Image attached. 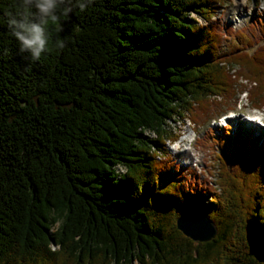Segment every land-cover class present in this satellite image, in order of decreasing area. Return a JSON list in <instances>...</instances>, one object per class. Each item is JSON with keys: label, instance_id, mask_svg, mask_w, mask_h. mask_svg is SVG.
<instances>
[{"label": "trees", "instance_id": "1", "mask_svg": "<svg viewBox=\"0 0 264 264\" xmlns=\"http://www.w3.org/2000/svg\"><path fill=\"white\" fill-rule=\"evenodd\" d=\"M225 1L57 0L33 61L7 25L19 0H0V264H264V146L229 129L198 140L228 156L213 188L164 147L168 121L198 125L242 82L264 108V8L223 31ZM186 213L214 238L184 236Z\"/></svg>", "mask_w": 264, "mask_h": 264}, {"label": "rangeland", "instance_id": "2", "mask_svg": "<svg viewBox=\"0 0 264 264\" xmlns=\"http://www.w3.org/2000/svg\"><path fill=\"white\" fill-rule=\"evenodd\" d=\"M224 7L225 9L222 10V8ZM263 8H264V0H257V2L255 0H228V1H225L221 5V8H219L216 11V13H214L213 15L214 17L212 16V18L215 19L216 16L218 17L219 13L222 10L223 14L221 13L220 16H223V18H226L230 21H235V25H238L241 23L242 26H240L239 28L241 29V27L245 28L249 25V23L251 24V21H250L251 19H249V16L252 17L253 13L254 15L261 13ZM190 17L193 18L194 21L199 25L205 23V21L197 13H192ZM245 22H247L248 25H246ZM235 30H236V27H235ZM260 45H264V40L260 42ZM229 73L232 74V72H229ZM244 83L245 82H242V86L241 85L237 86V89L235 85L233 89L234 99L236 97L238 99L239 97L241 100V103L236 104L237 102L234 103L235 102L234 100V102L230 104L229 103L228 104L225 103L226 105L221 104L219 107L216 108V111L213 112V114L211 113L212 114L211 117L207 118L206 120L199 123L198 125H196L191 120L190 118L191 114H186L184 117H179V118L176 117L174 121H168V123L166 122L167 123L166 127L170 128L172 130L171 132L175 131L178 135L177 143L179 145L178 150H180V152L178 151L179 155L176 153V154H173V156H175V158L178 159L179 161L187 163L194 156V153H192L191 151V149L193 148L195 150V154H197V161L196 163L194 162V164L196 165L195 171L198 174L199 178H202L203 180H205L206 184L212 188L216 187V185L213 182L215 180V177L210 174V171H212L215 174L218 172L216 169H217V162L219 160L216 158V153L219 152V154L221 155L222 153L219 151V149L218 150L216 149L217 147L216 145L213 147L214 151L210 150V148L204 149L202 147H199V145L196 143V140L198 138L200 140H203L205 138V135L210 131H212V135L215 134V128L217 127V123H218L217 118H219L222 115H225V116H231V117L236 116V117H239L240 119H243V117L248 116L247 114H244L245 112H249L250 114H253L254 116L256 115L255 117L253 115L248 116L249 118H254L256 122L255 123L248 122L246 126H248V128L253 127L254 130L260 132V136L254 141H256V144L258 143L261 146L264 145V119H262V116L264 117V108L261 109V111L253 110V108L250 106L248 98H247V104H246L245 97H243L242 94L244 92L247 93L245 90H247L246 87L248 85ZM216 101H220V99H217ZM241 108L244 113L241 111ZM222 110L224 111L221 112ZM245 128L246 127L244 126V129ZM192 129L195 131L194 134H195L196 139H194L195 141L194 143L189 144L191 146H188L185 144V140L188 138L189 135L192 134ZM253 137H254L253 135L250 136V138H253ZM261 138L263 139L262 141H260ZM174 146H177V145H170L169 141L167 142V140L164 145V147L166 148L165 150H167V152L170 153V155H172L171 152H173L171 148H173ZM186 150L190 152L189 154L190 159L189 157H187V155L185 156ZM190 166L192 165L190 164Z\"/></svg>", "mask_w": 264, "mask_h": 264}, {"label": "clouds", "instance_id": "3", "mask_svg": "<svg viewBox=\"0 0 264 264\" xmlns=\"http://www.w3.org/2000/svg\"><path fill=\"white\" fill-rule=\"evenodd\" d=\"M31 5V7H29ZM84 10V5H79ZM19 12H9L7 25L12 36L18 41L20 51L27 52L33 61H38L42 53L49 49L52 35L50 34L52 22L59 24L60 17L56 15L57 0H19ZM65 9L63 15L67 17ZM60 39L57 37L55 44ZM59 42L58 48H64Z\"/></svg>", "mask_w": 264, "mask_h": 264}, {"label": "water", "instance_id": "4", "mask_svg": "<svg viewBox=\"0 0 264 264\" xmlns=\"http://www.w3.org/2000/svg\"><path fill=\"white\" fill-rule=\"evenodd\" d=\"M176 226L194 242H208L217 234L215 225L206 215L183 214L176 218Z\"/></svg>", "mask_w": 264, "mask_h": 264}, {"label": "bare ground", "instance_id": "5", "mask_svg": "<svg viewBox=\"0 0 264 264\" xmlns=\"http://www.w3.org/2000/svg\"><path fill=\"white\" fill-rule=\"evenodd\" d=\"M223 9H225V7L224 8H222V10ZM222 10H221V12L219 13V16L217 17L216 16V18L215 19H220L221 21H222V23L223 24H225L226 26H228V27H231V28H233V29H235V27H236V29H238V28H240V26H242L241 25V23L240 24H238V25H235V21H230V20H228V19H226V18H223V16H220L221 15V13H222ZM223 14V13H222ZM214 17V16H213ZM250 17L251 16H249V19H250ZM214 19V20H215ZM248 22V21H247ZM247 22H245V23H247ZM233 26H235V27H233ZM245 27V26H244ZM242 28V27H241ZM242 96L243 97H245L246 96V93L244 92L243 94H242ZM246 127V126H245ZM170 143V142H169ZM170 145H177V146H174L173 148H171L172 149V151L173 152H171V154H172V156H173V154H178V151L180 152V150H178V143H177V141H176V143L175 144H171L170 143ZM193 153V152H192ZM190 152H188L187 150H186V153H185V156L187 155V157H189V159H190ZM179 155V154H178ZM221 155V154H220ZM222 155H223V153H222ZM186 157V158H187Z\"/></svg>", "mask_w": 264, "mask_h": 264}]
</instances>
